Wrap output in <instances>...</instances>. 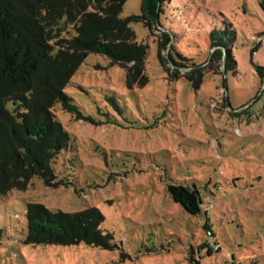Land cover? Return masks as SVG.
<instances>
[{"label":"rangeland","instance_id":"1","mask_svg":"<svg viewBox=\"0 0 264 264\" xmlns=\"http://www.w3.org/2000/svg\"><path fill=\"white\" fill-rule=\"evenodd\" d=\"M140 4L126 0L122 16L139 14ZM159 24L174 35V57L178 52L201 65L222 39L235 70L205 69L196 89L184 76L169 80L157 57L160 30L151 35L140 22L131 26L148 46L146 85L127 88L121 66L88 53L64 91L93 121L56 107L69 136L52 162L61 182L45 186L34 176L25 190L0 196V264H264L259 0H166ZM169 184L196 186L200 213L174 202ZM30 202L67 212L98 208L110 246L27 242Z\"/></svg>","mask_w":264,"mask_h":264},{"label":"trees","instance_id":"2","mask_svg":"<svg viewBox=\"0 0 264 264\" xmlns=\"http://www.w3.org/2000/svg\"><path fill=\"white\" fill-rule=\"evenodd\" d=\"M125 1L0 0V196L25 190L34 176L45 186L61 182L52 162L68 146L69 136L55 111L60 106L75 119L93 121L64 91L88 53L121 66L127 88L148 83L143 67L148 46L136 39L132 23L147 26L151 35L160 30L154 36L157 57L169 80L184 76L196 89L205 69L217 72L222 65L224 72L235 70L236 61L222 39L211 44L210 49H215L201 65L178 52L173 56L174 35L159 24L166 0H141L139 14L122 16ZM259 4L264 12V0ZM167 64L175 72L170 73ZM182 67L187 70L179 74ZM257 70L262 73L264 68L257 66ZM167 188L184 211L200 213L196 186L169 184ZM25 218L26 241L31 244L110 246V235L99 228L102 213L93 206L67 212L30 202ZM203 227L211 238L208 224Z\"/></svg>","mask_w":264,"mask_h":264},{"label":"built area","instance_id":"3","mask_svg":"<svg viewBox=\"0 0 264 264\" xmlns=\"http://www.w3.org/2000/svg\"><path fill=\"white\" fill-rule=\"evenodd\" d=\"M218 247V245L217 244H214V249H216Z\"/></svg>","mask_w":264,"mask_h":264}]
</instances>
